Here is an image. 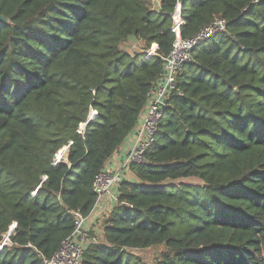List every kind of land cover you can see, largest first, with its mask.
<instances>
[{
	"label": "trees",
	"instance_id": "trees-1",
	"mask_svg": "<svg viewBox=\"0 0 264 264\" xmlns=\"http://www.w3.org/2000/svg\"><path fill=\"white\" fill-rule=\"evenodd\" d=\"M153 1L0 0V243L15 224L0 264H43L90 214L95 176L163 75L177 2L183 39L218 19L226 31L177 75L137 184L81 264H146L134 251L159 246L154 264H264V0Z\"/></svg>",
	"mask_w": 264,
	"mask_h": 264
},
{
	"label": "built area",
	"instance_id": "built-area-1",
	"mask_svg": "<svg viewBox=\"0 0 264 264\" xmlns=\"http://www.w3.org/2000/svg\"><path fill=\"white\" fill-rule=\"evenodd\" d=\"M152 10H160V2L154 0ZM171 32L175 35L173 47L169 54L161 58L164 62V72L161 78L157 79L152 89L147 94L146 105L143 110L142 118L133 131L134 137L132 144L125 153L123 160L118 164L105 167L94 179L93 189L96 195V201L93 209L88 216H83L79 212L73 213L74 230L60 245L58 250L50 257H41L43 264H81L82 256L85 249L92 243H97V236L102 234L95 227L97 217L101 218L105 213L117 205L118 190L125 181V173L130 170L131 166L146 165V153L155 141L159 123L163 117V110L167 107L168 100L173 91L176 90V77L182 70L183 66L192 60L193 51L208 40L224 33L227 28V22L218 19L212 22L208 27L199 34L189 39H183L180 29L184 25L181 16V6L177 2L176 9L172 15ZM156 46L152 45L146 52L145 58L149 59L156 56ZM96 112L91 111L90 121L94 119ZM88 119V121H89ZM86 124L81 125L79 132H82ZM68 148H63L59 155L57 154L54 163L62 159L66 161ZM97 212L100 215L97 216ZM103 213V214H102ZM15 224H13L7 233L3 235L0 243V251L3 248H11L12 243L9 236ZM97 230V233H95ZM93 233V236L90 235Z\"/></svg>",
	"mask_w": 264,
	"mask_h": 264
},
{
	"label": "rangeland",
	"instance_id": "rangeland-1",
	"mask_svg": "<svg viewBox=\"0 0 264 264\" xmlns=\"http://www.w3.org/2000/svg\"><path fill=\"white\" fill-rule=\"evenodd\" d=\"M220 41H221V38L215 37V38H213L211 40H208L205 43H203L201 45V48L202 49H213L216 44L220 43ZM124 46H125V48H128L130 50H136V51H139L142 48L141 42H137V40H133L131 42H127ZM233 52H234V50H233ZM58 155H59V153H58ZM109 213L110 212L105 213V215H106L105 217L106 218H108ZM104 219L105 218L102 216L101 220L98 219V220L94 221L96 223L95 227H97L98 231L102 230L101 224L104 222ZM95 233H97V230H96ZM90 235L93 236V233H90ZM97 241L98 242L102 241V234H99L97 236ZM164 252H165L164 247L159 246V247H156V248H153V249H147V250H142V251H134L133 254L136 257H138L142 262H144L146 264H154L160 258L161 254L164 253Z\"/></svg>",
	"mask_w": 264,
	"mask_h": 264
},
{
	"label": "crops",
	"instance_id": "crops-1",
	"mask_svg": "<svg viewBox=\"0 0 264 264\" xmlns=\"http://www.w3.org/2000/svg\"><path fill=\"white\" fill-rule=\"evenodd\" d=\"M143 112L141 113L140 117L142 118ZM139 117V118H140ZM140 122V120L138 121V123ZM133 137H134V133H132L124 142L123 144L119 147V149L114 153V155L112 156L111 160H110V166L118 164L119 161L121 162L125 156V153L128 151V149L130 148L132 141H133ZM125 177V181L128 183H133V184H137V180L135 178V175L132 173L131 170H129L127 173H125L124 175ZM100 215V212H97V216ZM106 215H103V217H105ZM102 218V217H101ZM101 218L97 217V220Z\"/></svg>",
	"mask_w": 264,
	"mask_h": 264
},
{
	"label": "water",
	"instance_id": "water-1",
	"mask_svg": "<svg viewBox=\"0 0 264 264\" xmlns=\"http://www.w3.org/2000/svg\"><path fill=\"white\" fill-rule=\"evenodd\" d=\"M0 20H1V21H5V19H4V18H2V17H0ZM89 121H90V119H89Z\"/></svg>",
	"mask_w": 264,
	"mask_h": 264
}]
</instances>
